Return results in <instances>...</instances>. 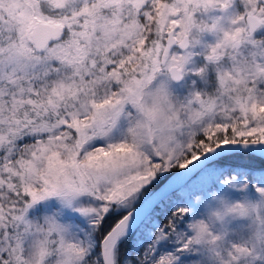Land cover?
<instances>
[{"label":"snow or ice","instance_id":"1","mask_svg":"<svg viewBox=\"0 0 264 264\" xmlns=\"http://www.w3.org/2000/svg\"><path fill=\"white\" fill-rule=\"evenodd\" d=\"M0 264H264V0H0Z\"/></svg>","mask_w":264,"mask_h":264},{"label":"rangeland","instance_id":"2","mask_svg":"<svg viewBox=\"0 0 264 264\" xmlns=\"http://www.w3.org/2000/svg\"><path fill=\"white\" fill-rule=\"evenodd\" d=\"M211 41L212 37H208ZM202 62V59L199 61ZM193 81H196V88H203V82L194 75L188 76L182 82H174L172 90L180 97L187 96L193 87ZM202 209V208H200ZM204 211V209H202ZM29 216L32 219L43 221L45 217L55 216L61 223L70 224L74 230L83 229V225L88 223L87 219L79 212L74 211L72 208L66 207L58 197H50L44 201L38 202L32 209H30Z\"/></svg>","mask_w":264,"mask_h":264},{"label":"clouds","instance_id":"3","mask_svg":"<svg viewBox=\"0 0 264 264\" xmlns=\"http://www.w3.org/2000/svg\"><path fill=\"white\" fill-rule=\"evenodd\" d=\"M157 87H159V85ZM178 99L179 96L174 93L171 86L169 85L165 89V95L163 97V100L157 101L155 105H148L150 113L153 116V118L159 119L162 115L165 114L166 106L170 108L172 105H174L177 102ZM215 196L221 199H228V197H225L223 193H219V192L215 193ZM208 203L211 206L205 209V216L199 218L204 222L206 233L211 232L214 222H218L217 213L223 211V209L219 205L218 199H213V197L210 196L208 198ZM259 203L260 201L258 198H249L248 204H246L242 200L230 201V205L236 208L237 214H239L240 208L247 209L249 204L258 205ZM240 218L248 219L249 217L245 215V216H241Z\"/></svg>","mask_w":264,"mask_h":264},{"label":"trees","instance_id":"4","mask_svg":"<svg viewBox=\"0 0 264 264\" xmlns=\"http://www.w3.org/2000/svg\"><path fill=\"white\" fill-rule=\"evenodd\" d=\"M202 211H203V210L200 209V208L197 209V213L202 212ZM83 227H84L83 229L86 230V229L89 227L88 223L84 224Z\"/></svg>","mask_w":264,"mask_h":264}]
</instances>
